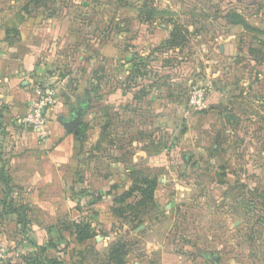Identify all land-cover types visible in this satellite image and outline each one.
Instances as JSON below:
<instances>
[{"label":"crops","instance_id":"0c3cea01","mask_svg":"<svg viewBox=\"0 0 264 264\" xmlns=\"http://www.w3.org/2000/svg\"><path fill=\"white\" fill-rule=\"evenodd\" d=\"M43 22L31 33L27 24L20 26V36L7 41V54L0 58V170L4 177L0 176V264H24L32 257L43 264L48 260L114 264L109 259L110 248L122 235L146 237L140 240L138 250L126 245L123 264H190L185 255H193V249L187 254V250L181 252L154 242V228L146 223L148 212L135 216L125 211L119 215L115 211L123 205L113 202L134 186H142L138 178L146 176L156 178L158 184L155 198L159 204H150L151 210L167 213L176 207V192L170 191L178 187V177L171 164L180 148L174 149L171 142L183 135L177 133L176 124L186 125L184 104L174 97L166 104L175 108L168 115L162 113L164 108L151 114L134 110L129 118L120 119L106 103H116L122 96L116 92L129 75L133 83L137 81L132 63H138L152 49L141 51L137 46L139 52L132 54L122 47L105 46L97 52L82 53L78 63L68 59L59 63L61 40L68 34L63 35L60 24ZM231 48L220 46L219 50L229 52ZM241 53L249 60L259 91L264 93V53ZM241 53L232 49L230 55L237 58ZM125 63L130 66L128 71L120 67ZM95 71L98 80L94 79ZM157 71L160 76L167 74L165 69ZM160 76H148V84L139 95L142 99L164 98L168 83L178 79L172 72L168 79ZM41 83L55 86L58 96L46 109L47 123L39 134L20 128L18 121ZM130 107L135 109L133 103ZM79 110L80 123L68 133L63 123ZM193 126L197 131V124ZM192 163L188 167H193ZM220 167L223 165H213L209 172ZM168 195L169 202L163 205ZM10 208L17 211L11 213ZM20 210L24 225L17 221ZM82 220L89 223L94 239L78 244L72 234L73 224ZM201 254L205 264H214L205 260L211 252Z\"/></svg>","mask_w":264,"mask_h":264},{"label":"rangeland","instance_id":"374dc122","mask_svg":"<svg viewBox=\"0 0 264 264\" xmlns=\"http://www.w3.org/2000/svg\"><path fill=\"white\" fill-rule=\"evenodd\" d=\"M233 14L246 26L231 24ZM42 21L60 24L68 34L59 63H78L82 53L105 46L127 50L136 41L139 50H149L157 35L166 34L161 28L174 31L177 40L144 58L172 57L163 61L164 69L169 76H189L187 97L194 85L211 86L212 93L199 111L182 105L186 125L176 124L183 135L171 142L180 148L171 164L178 177V187L170 185L176 207L167 213L146 208V223L154 228V242L187 254L193 249L185 255L190 264H205L200 254L210 252L217 253L219 264H264V93L241 53H264V0H0V58L20 26L29 24L31 33ZM232 49L241 56L233 58ZM96 61L97 55L93 66ZM120 67L130 69L126 63ZM173 110L167 106L162 113ZM216 164L226 167L218 173L244 178L251 187L226 190L209 175ZM145 238L120 239L138 250Z\"/></svg>","mask_w":264,"mask_h":264},{"label":"trees","instance_id":"16d2710c","mask_svg":"<svg viewBox=\"0 0 264 264\" xmlns=\"http://www.w3.org/2000/svg\"><path fill=\"white\" fill-rule=\"evenodd\" d=\"M235 16L236 15L233 14V18L230 17L231 24H234V25L239 24V25L246 26L242 20L234 19ZM28 26L30 25L28 24L27 27ZM139 27L141 28V25ZM26 30H29V29L27 28ZM161 30L167 31V32L162 37L157 35V37H159L157 39L158 41L156 40L157 43L155 42L156 43L155 44L154 42H152L153 44L150 45L152 51L154 50L158 51L160 48H162V46L165 45L166 41H169L171 39V42H172L174 40H177L178 38L177 35L174 33V31H170L167 27L161 28ZM29 32L30 30L28 31V33ZM19 33H20L19 31H16V34L20 36ZM139 40H140V37H139ZM137 45H139V43L136 41L134 46L129 45L127 50L131 52L132 54H137L138 53V51H136ZM167 58L168 60L172 59V57L170 56ZM167 58L163 59V58H157V57L155 58L147 57V58L138 59V63L136 64H134V61L131 60L133 61L132 73L135 74V76L133 75V77L134 79H137V81L133 83L134 80L133 78H131L132 76L129 75L126 79L125 85H123L116 92V95L122 94L121 97L117 98L116 103H109L108 100H106V103L109 106L113 107V111L118 118L127 119L131 116L134 110L141 111L142 113L151 114L159 108L166 107V104H170L169 102L172 101L174 97H177V98L179 97L177 101L180 103L186 104V101H187V83H186L187 80L186 79L189 76L183 77L182 75H179L176 82H172L171 84L168 83L167 90H166V96L164 98H158V99H154L151 101H146L145 99H142L139 96L148 84V81H146L148 80L147 79L148 76H153L154 78L160 76V74H157L158 73L157 70L164 69L166 64L163 61L167 60ZM83 67L88 68V64H84ZM171 68H173L172 64H170V70ZM95 70H98V69H95ZM94 73H95V75L93 74L95 76L94 79L98 80V78H96L97 71H95ZM65 74L66 76H68L67 73ZM161 77H167L168 79L170 76L167 74H164L160 76V78ZM155 80L157 83L160 82L158 81L159 78ZM153 83H155V81ZM94 88L97 89L96 86ZM57 96H58V92H57ZM131 103L135 105V109L130 107ZM19 127L24 129L25 131L31 132L29 129H25L21 125ZM163 145L166 146L165 144ZM220 168L225 169L226 167L223 166ZM209 174L212 175V177L214 178V182H216L217 184L221 186L225 185L226 187L225 186L224 187L226 190L228 188L239 190L244 187H247V188L251 187V185H249V183H247L246 179L244 178H236V177L228 178L225 175H222L216 172H212V173L209 172ZM0 176L4 179L2 170H0ZM138 176H141V175L138 174ZM138 179H141L138 181L140 182L139 184H141L142 186H134L128 192H124L122 195L116 196L113 199L114 203L123 205V208L116 209L115 212H117V214L120 215V213L123 214L125 211H130L133 215L138 216L142 213H145L146 208L150 207V204L152 203L157 204V205L159 204L157 202V199L155 198V194H156L155 191L158 187L156 178L149 179L148 177L144 176V177H139ZM167 202H169V195L166 198V201L162 204L165 205ZM10 210H11L10 211L11 213L17 211V209H12V208H10ZM23 214L24 213L20 210L19 213L16 215V217H19V216L21 217V215ZM20 217L17 219V221L19 224L24 225L25 224L24 220L23 218H20ZM72 234L74 235L75 240L78 244L94 239V235L90 232L89 223H87L84 220L73 224ZM125 250H126V244H124V242L121 240L116 241L115 244H113L110 248L109 259L114 264H123V256H125L126 254ZM23 262L24 264H43V262L40 261L38 257H32L28 261H23ZM47 264H60V263L55 260H50V261L48 260Z\"/></svg>","mask_w":264,"mask_h":264},{"label":"built area","instance_id":"2783aa9c","mask_svg":"<svg viewBox=\"0 0 264 264\" xmlns=\"http://www.w3.org/2000/svg\"><path fill=\"white\" fill-rule=\"evenodd\" d=\"M34 99L29 101L24 116L18 121L19 125L34 133H41L46 126L45 111L57 98V90L48 83H41L33 91ZM211 86H191L187 97V107L194 111L205 108L208 96L211 94Z\"/></svg>","mask_w":264,"mask_h":264},{"label":"water","instance_id":"95a60500","mask_svg":"<svg viewBox=\"0 0 264 264\" xmlns=\"http://www.w3.org/2000/svg\"><path fill=\"white\" fill-rule=\"evenodd\" d=\"M82 116L81 110L77 111L73 116V119L63 123L64 127L67 129L68 133L73 131L80 123V117ZM76 133V132H75ZM206 259L213 262L214 264H219V258L216 253L208 254L205 256Z\"/></svg>","mask_w":264,"mask_h":264}]
</instances>
